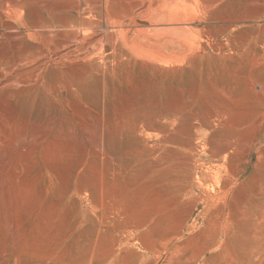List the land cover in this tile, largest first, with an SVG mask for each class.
Listing matches in <instances>:
<instances>
[{
  "label": "rangeland",
  "instance_id": "374dc122",
  "mask_svg": "<svg viewBox=\"0 0 264 264\" xmlns=\"http://www.w3.org/2000/svg\"><path fill=\"white\" fill-rule=\"evenodd\" d=\"M168 1L0 0V264H264V0Z\"/></svg>",
  "mask_w": 264,
  "mask_h": 264
},
{
  "label": "bare ground",
  "instance_id": "6f19581e",
  "mask_svg": "<svg viewBox=\"0 0 264 264\" xmlns=\"http://www.w3.org/2000/svg\"><path fill=\"white\" fill-rule=\"evenodd\" d=\"M78 1V0H77ZM84 1V0H83ZM148 1V0H147ZM150 1H152V0H150ZM156 1L157 0H155V2H152L153 4L154 3H156ZM159 1V0H158ZM169 1H171V0H169ZM168 1V2H169ZM68 2H71V1H68ZM73 2H75V1H73ZM87 2V1H86ZM173 2V1H172ZM181 2H183V1H181ZM85 3V2H84ZM93 3V2H92ZM150 3V2H149ZM149 3H148V5H149ZM171 3V2H170ZM80 4V3H79ZM83 4V3H82ZM162 4V3H161ZM184 4V3H183ZM185 4H186V2H185ZM81 5V4H80ZM128 5H130V4H128ZM157 5H159L158 4V2H157ZM72 6V5H71ZM150 6V5H149ZM183 6H185V5H183ZM151 7V6H150ZM154 7V6H153ZM163 8H165L166 7V5H164V6H162ZM152 8V7H151ZM170 8H171V6L170 5H168L167 4V9H168V11L170 10ZM183 8H188V7H183ZM143 9V8H142ZM147 10H148V8H146ZM150 9V8H149ZM155 9V8H154ZM76 10V9H75ZM139 10V9H138ZM150 10H152V9H150ZM158 10V9H157ZM189 10V9H188ZM69 11H70V9H69ZM91 11V10H90ZM149 11V10H148ZM171 11V10H170ZM71 12V11H70ZM151 13L153 12V11H150ZM150 12H149V15H150ZM165 12V11H164ZM183 12H185L184 11V9H183ZM190 12V11H189ZM142 13H143V10H142ZM147 13V12H146ZM154 13V12H153ZM160 13V12H159ZM162 13V12H161ZM176 13H177V11H176ZM191 13V12H190ZM88 15H90L89 13H87ZM131 14V13H130ZM145 14V13H144ZM148 14V13H147ZM156 14V13H155ZM166 14V13H165ZM171 14V13H170ZM180 14V13H179ZM187 14H188V12H187ZM158 15V13L156 14V16ZM167 15V14H166ZM176 15V14H175ZM182 15V14H181ZM180 15V16H181ZM140 16H141V12H140ZM152 16H153V14H152ZM183 16V15H182ZM187 16V15H186ZM84 17V16H83ZM146 17V16H145ZM160 17H162L161 15H160ZM169 17V16H168ZM147 18V17H146ZM157 18H158V16H157ZM83 19V18H82ZM138 19H140V18H138ZM185 19H186V17L184 18V21H185ZM72 20V19H71ZM163 20V19H162ZM177 20V19H176ZM180 20V19H179ZM89 21V20H88ZM167 21V20H166ZM143 22V21H142ZM158 22H160V20L158 21ZM181 22V21H180ZM183 22V21H182ZM122 23V22H121ZM139 23V22H138ZM145 23H146V21H145ZM155 23H157V22H155ZM119 24V23H118ZM130 24V23H129ZM140 24H142V23H140ZM159 25H167V23L164 21V22H160V23H158ZM89 25V24H88ZM123 25H125V23L123 24ZM134 25V24H133ZM146 25V24H145ZM173 25V24H172ZM172 25H170L169 24V26H172ZM120 26V25H119ZM140 26V25H139ZM182 26V25H181ZM189 26V25H188ZM123 27V26H122ZM153 27V26H152ZM155 27V26H154ZM159 26H157V28H158ZM173 27V26H172ZM184 27V26H183ZM141 28V27H140ZM142 28H144V26H142ZM148 28H149V25H148ZM151 28V27H150ZM185 28V27H184ZM186 28H189V27H186ZM84 29V28H83ZM162 29H164L163 27H162ZM162 29H157L156 31H160V30H162ZM178 29V28H177ZM191 29V28H190ZM87 30V29H86ZM151 30V29H150ZM153 30H155V29H153ZM152 30V31H153ZM192 30V29H191ZM81 31V30H80ZM133 31V30H132ZM147 31V30H146ZM185 31V30H184ZM190 31V30H189ZM142 32V31H141ZM144 32V31H143ZM187 32V31H186ZM191 32V31H190ZM190 32H188V33H190ZM182 34V36H185V35H183L184 33H181ZM180 34V35H181ZM186 34V33H185ZM75 35V34H74ZM73 35V36H74ZM76 35H78V34H76ZM155 35V34H154ZM160 35H161V33H160ZM168 35V34H167ZM182 36H180V39H181V37ZM189 36V35H188ZM77 37V36H76ZM162 37V36H161ZM169 37V36H168ZM171 38L170 39H173L172 38V36H170ZM177 37V36H176ZM175 37V38H176ZM186 37V36H185ZM75 38V37H74ZM78 38V37H77ZM156 38V37H155ZM174 38V39H175ZM183 38V37H182ZM96 39V38H95ZM106 40V39H105ZM188 40V39H187ZM67 41V40H66ZM69 41V40H68ZM72 41H76V40H72ZM151 41V40H150ZM157 41V40H156ZM96 42H98V41H96ZM159 42H160V40H159ZM93 43H95V42H93ZM67 44V43H66ZM71 44V43H70ZM84 44V43H83ZM90 44V43H89ZM148 44V43H147ZM182 44H184V42H182ZM93 45V44H92ZM86 46V45H85ZM137 46V45H136ZM148 46H149V44H148ZM152 46V45H151ZM138 47H140L139 46V44H138ZM141 47H142V45H141ZM150 47V46H149ZM152 47H154V45L152 46ZM86 48V47H85ZM144 49V48H143ZM142 49V50H143ZM146 49H147V47H146ZM155 49V48H154ZM63 50V49H62ZM74 50V49H73ZM79 50V49H78ZM145 50V49H144ZM84 51V50H83ZM88 51V50H87ZM148 52V51H147ZM151 52V51H150ZM155 52H161V51H156L155 50ZM70 53V52H69ZM154 53V52H153ZM90 54V53H89ZM151 54V53H150ZM156 54V53H155ZM163 54H164V52H163ZM74 55V54H73ZM154 55V54H153ZM157 55V54H156ZM158 55H159V53H158ZM87 56V55H86ZM159 57H160V55H159ZM162 57H164V56H162ZM165 57H166V55H165ZM161 58V57H160ZM166 59V58H165ZM164 59V60H165Z\"/></svg>",
  "mask_w": 264,
  "mask_h": 264
}]
</instances>
